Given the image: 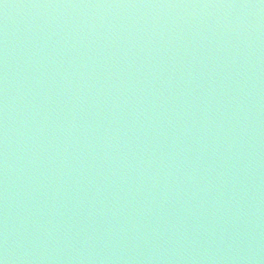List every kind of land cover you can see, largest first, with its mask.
Returning <instances> with one entry per match:
<instances>
[{
    "label": "water",
    "instance_id": "95a60500",
    "mask_svg": "<svg viewBox=\"0 0 264 264\" xmlns=\"http://www.w3.org/2000/svg\"><path fill=\"white\" fill-rule=\"evenodd\" d=\"M0 264H264V0H0Z\"/></svg>",
    "mask_w": 264,
    "mask_h": 264
}]
</instances>
